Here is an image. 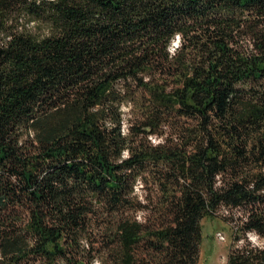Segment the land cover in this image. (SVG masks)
<instances>
[{
	"label": "trees",
	"instance_id": "16d2710c",
	"mask_svg": "<svg viewBox=\"0 0 264 264\" xmlns=\"http://www.w3.org/2000/svg\"><path fill=\"white\" fill-rule=\"evenodd\" d=\"M220 208L264 264V0H0V264H197Z\"/></svg>",
	"mask_w": 264,
	"mask_h": 264
},
{
	"label": "rangeland",
	"instance_id": "374dc122",
	"mask_svg": "<svg viewBox=\"0 0 264 264\" xmlns=\"http://www.w3.org/2000/svg\"><path fill=\"white\" fill-rule=\"evenodd\" d=\"M176 41L172 44L174 47ZM127 111V110H126ZM151 143H157L158 139L155 137L148 138ZM136 196L138 200H143L145 197H150L152 201H156L157 197L149 192V190H144L141 185L136 186ZM140 216V215H139ZM238 214L236 210H228L225 208H220L213 218H204L201 221V243H200V254L197 264H226L227 255L231 251L232 245L234 243V237L236 232L234 227L238 226ZM138 219H142L138 217ZM218 233L224 235L225 240L218 239ZM248 240H250L255 245H261V241L254 233H248L246 235ZM250 236H255L256 241L254 242L250 239ZM102 244H107L106 241H101ZM104 242V243H103ZM241 243V242H239ZM93 264H98L95 260Z\"/></svg>",
	"mask_w": 264,
	"mask_h": 264
},
{
	"label": "built area",
	"instance_id": "2783aa9c",
	"mask_svg": "<svg viewBox=\"0 0 264 264\" xmlns=\"http://www.w3.org/2000/svg\"><path fill=\"white\" fill-rule=\"evenodd\" d=\"M218 239L221 241H223V240H225V237H224V235L223 234H221V233H218Z\"/></svg>",
	"mask_w": 264,
	"mask_h": 264
},
{
	"label": "clouds",
	"instance_id": "9594fccd",
	"mask_svg": "<svg viewBox=\"0 0 264 264\" xmlns=\"http://www.w3.org/2000/svg\"><path fill=\"white\" fill-rule=\"evenodd\" d=\"M250 239H252L254 242L256 241V237L255 236H250Z\"/></svg>",
	"mask_w": 264,
	"mask_h": 264
}]
</instances>
